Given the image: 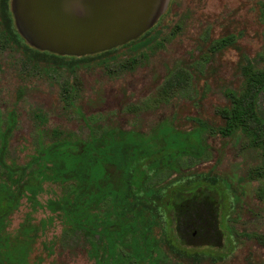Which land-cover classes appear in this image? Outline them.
<instances>
[{
  "label": "rangeland",
  "instance_id": "rangeland-1",
  "mask_svg": "<svg viewBox=\"0 0 264 264\" xmlns=\"http://www.w3.org/2000/svg\"><path fill=\"white\" fill-rule=\"evenodd\" d=\"M262 2L168 0L162 30L147 47L102 66L73 72L32 64L0 31V116H6L16 89L23 88L16 105L19 122L9 159L25 162L39 141L51 138L88 140L95 135L103 140L130 132L150 143L156 160L168 162L151 173L145 189L138 193L147 206L166 218L178 246L189 252L226 256L222 264H264V246L258 238L264 236V198L257 194L264 186V151L253 147L242 133L229 138L216 130L200 135L199 153L180 154L170 160L158 150L165 144L163 129L186 132L194 124L191 117L211 125L222 122L218 109L228 103L223 90L243 87L239 72L243 57L264 66ZM227 33L235 34L234 43L212 60H202L210 42ZM190 62L197 71L204 64L203 71L183 89L164 90L170 71L185 68ZM256 102L264 117V89ZM106 169L110 178L117 179L118 169L112 165ZM180 173L195 180L190 187H179ZM199 174L215 177L216 184L198 178ZM63 187L46 184L39 201L44 203L62 193ZM26 212L30 206L23 200L8 229L14 230ZM49 215L45 208L32 213L34 222ZM131 219L126 215L122 220ZM130 237L126 234L124 243H117L118 250L128 252ZM163 251L167 257L162 258V264H179ZM34 254L42 257L41 264H94L82 231L63 229L57 219L39 236ZM207 260L199 262L208 264Z\"/></svg>",
  "mask_w": 264,
  "mask_h": 264
},
{
  "label": "trees",
  "instance_id": "trees-1",
  "mask_svg": "<svg viewBox=\"0 0 264 264\" xmlns=\"http://www.w3.org/2000/svg\"><path fill=\"white\" fill-rule=\"evenodd\" d=\"M259 8L264 22V2ZM166 16L167 12L151 28L125 44L82 56L59 55L29 45L15 27L10 0H0V31L5 40L32 64L65 68L68 72L102 66L125 53L139 52L161 32ZM234 39L235 34L227 33L212 40L201 59L212 60L217 52L232 45ZM243 59L239 65L243 87L238 91L229 87L223 90L228 103L218 109L222 122L211 125L191 117L194 124L186 132L163 129L165 144L158 150L165 152V158L173 160L180 154L199 153L200 135L207 130H216L229 138L242 133L249 137L253 147L264 151V117L256 102L259 92L264 89V66L251 63L246 57ZM185 66L170 71L164 90H178L190 85L194 75L203 71L204 64L198 71L193 62ZM22 95L23 88L18 87L6 116H0V264H41L42 257L34 254L36 242L53 219H57L63 229L82 231L94 264H162V258L167 257L163 250L179 264H200L199 261L206 258L208 264L226 261V256L189 252L178 246L170 236L166 218L141 200L143 197L138 192L145 189L151 173L168 166V162L156 160L150 143L135 138L130 132L122 137L109 135L103 140L95 135L88 140L51 138L39 141L25 162L9 159L11 139L19 122L16 105ZM81 117L87 122L85 116ZM225 142L227 140L223 144ZM106 165L119 170L117 179L110 178ZM189 177L188 173L179 174L180 188L191 186V181L195 180ZM197 177L216 184L213 176L199 174ZM50 183L64 186L62 193L48 197L42 203L38 197ZM257 194L264 198V186ZM23 200L28 202L30 212H26L18 226L10 230L11 218ZM40 208H45L51 215L34 222L32 213ZM126 215H131L132 219L123 221ZM126 234L131 236L126 242L129 245L127 253L118 250L117 246L118 242L124 243ZM93 236L98 239H91ZM258 238L264 246V236Z\"/></svg>",
  "mask_w": 264,
  "mask_h": 264
},
{
  "label": "water",
  "instance_id": "water-1",
  "mask_svg": "<svg viewBox=\"0 0 264 264\" xmlns=\"http://www.w3.org/2000/svg\"><path fill=\"white\" fill-rule=\"evenodd\" d=\"M168 0H10L25 41L59 55L82 56L136 39L162 15Z\"/></svg>",
  "mask_w": 264,
  "mask_h": 264
}]
</instances>
